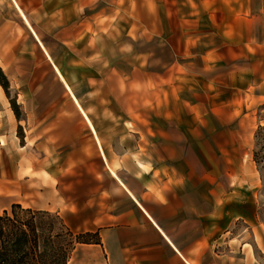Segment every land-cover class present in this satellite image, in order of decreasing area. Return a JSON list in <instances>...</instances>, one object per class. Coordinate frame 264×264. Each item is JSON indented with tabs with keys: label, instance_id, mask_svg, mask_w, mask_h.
I'll return each instance as SVG.
<instances>
[{
	"label": "crops",
	"instance_id": "crops-1",
	"mask_svg": "<svg viewBox=\"0 0 264 264\" xmlns=\"http://www.w3.org/2000/svg\"><path fill=\"white\" fill-rule=\"evenodd\" d=\"M261 13L255 0H0L13 124L0 214L77 218L97 234L78 264H259L264 73L247 58L264 44ZM145 58L199 60L203 78L153 76L134 64Z\"/></svg>",
	"mask_w": 264,
	"mask_h": 264
},
{
	"label": "rangeland",
	"instance_id": "rangeland-1",
	"mask_svg": "<svg viewBox=\"0 0 264 264\" xmlns=\"http://www.w3.org/2000/svg\"><path fill=\"white\" fill-rule=\"evenodd\" d=\"M251 4V0H246V5L248 6ZM255 7L259 10H262L264 14V0H255ZM264 22V17H263ZM262 38H264V32L262 35ZM262 41V40H261ZM260 41V42H261ZM264 42V39L263 41ZM155 44L151 43H142L138 42V47L140 50L142 49H149L151 50V54H161L159 53L158 49L154 46ZM254 55L249 58L250 63H252L253 69L255 70V77H259L264 73V44L260 45L259 47H255ZM124 61V60H123ZM135 65H144L149 69V72L151 75L157 74L159 72H162V68L165 66H171L175 67V69H181V73H176L177 77H179V82H182L183 84L188 83V79L190 77V74L196 75V81H200L203 77L198 75L199 67H203V64L199 60H190V59H182L180 62H172V60H161L158 58H150V59H134ZM172 62L171 64H169ZM127 65V64H124ZM154 76V75H153ZM8 97L13 101V96L8 93ZM264 114V113H263ZM19 116V114H18ZM13 129V124H11L5 115L4 109L0 106V134H11V130ZM18 135H20V130L17 132ZM253 159L259 169H261V179H262V187H261V219H260V225H259V231L257 232V241L258 245L261 248L262 254L259 252H256L259 257V264H264V127L257 128L254 131V139H253ZM22 210L30 209L34 212H41L44 213L40 217V222L43 227V229H49L51 224H54V232H58V230L61 228V226H64L65 232H67V236L65 237V240L63 242V245L69 250V259L67 264H78V250L77 247L80 244L75 243V237L80 236V241L85 242V244H94L97 241L96 233L94 232H86L81 233L77 231L74 227L78 224V219L74 218L72 215L65 214L63 212H48L45 210H38L36 208H28L21 206ZM11 209L8 210L10 212ZM17 212V211H16ZM2 215V213L0 214ZM17 215L21 217L23 220H27L30 218V215H25L22 213H18Z\"/></svg>",
	"mask_w": 264,
	"mask_h": 264
},
{
	"label": "trees",
	"instance_id": "trees-1",
	"mask_svg": "<svg viewBox=\"0 0 264 264\" xmlns=\"http://www.w3.org/2000/svg\"><path fill=\"white\" fill-rule=\"evenodd\" d=\"M0 85L7 86L1 71ZM10 209L0 215V264H67L69 250L63 242L68 233L64 226L58 232H54V224L45 230L39 217L44 213L22 210L18 204ZM16 211L30 215V218L23 220ZM75 243L85 244L80 241V236L75 237Z\"/></svg>",
	"mask_w": 264,
	"mask_h": 264
}]
</instances>
